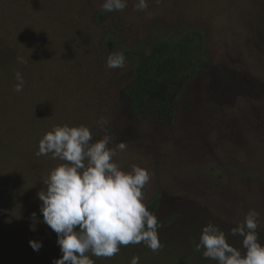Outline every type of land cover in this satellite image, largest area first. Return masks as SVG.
<instances>
[{
    "label": "rangeland",
    "instance_id": "rangeland-1",
    "mask_svg": "<svg viewBox=\"0 0 264 264\" xmlns=\"http://www.w3.org/2000/svg\"><path fill=\"white\" fill-rule=\"evenodd\" d=\"M137 2L104 12V0H0V138L13 136L21 151L14 171L0 168L16 179L8 199L41 202L44 181L66 162L37 156L40 140L55 126L84 125L93 143L113 138L121 170H148L145 205L160 197V248L121 245L118 264H218L196 247L209 222L243 253L230 233L255 210L264 245V0H147L144 11ZM114 24L127 48L187 25L206 30L211 60L175 103L173 125L132 110L129 61L106 66L102 40Z\"/></svg>",
    "mask_w": 264,
    "mask_h": 264
},
{
    "label": "clouds",
    "instance_id": "clouds-1",
    "mask_svg": "<svg viewBox=\"0 0 264 264\" xmlns=\"http://www.w3.org/2000/svg\"><path fill=\"white\" fill-rule=\"evenodd\" d=\"M157 3L160 0H156ZM127 0H104V12L123 11ZM136 10L144 11L147 0H138ZM23 63L21 57L17 58ZM126 56L122 51L111 52L107 57L109 69L124 68ZM18 83L16 92L23 90L22 74H15ZM101 124L105 121L101 120ZM90 129L55 126L39 142L37 156H48L66 163L51 170L44 181L47 191L37 193L42 202L39 212L43 222L57 235L60 258L52 264H94L86 255L112 257L120 246L144 243L151 250L160 248L157 216L142 202L143 189L150 181L147 169L132 166L130 172L121 170L114 161L115 148L109 147L113 138L105 135L92 142ZM118 147L124 150L125 144ZM259 213L249 210L244 223L231 230V235L242 237L244 252L227 242L226 234L209 222L202 228L197 251L203 249V257L218 264H264V245L256 231ZM36 219V213L32 214ZM35 251L42 247V241H29ZM131 264H139L133 257Z\"/></svg>",
    "mask_w": 264,
    "mask_h": 264
},
{
    "label": "trees",
    "instance_id": "trees-1",
    "mask_svg": "<svg viewBox=\"0 0 264 264\" xmlns=\"http://www.w3.org/2000/svg\"><path fill=\"white\" fill-rule=\"evenodd\" d=\"M102 49L107 57L111 52L124 53L132 72L124 92L132 110L142 116L156 115L163 126L175 123V103L211 60L206 30L191 25L175 33H164L147 47L127 48L114 24L102 40ZM17 144L13 136L0 138V168L8 164L9 170L14 171L19 165L21 151ZM13 181L16 179L0 171V198H5L0 199V264H52L61 253L57 235L43 222L39 212L42 202L34 205L8 199L13 196ZM159 202L157 196L145 206L157 216ZM33 213L36 219L32 218ZM30 240L42 241L39 251L33 250ZM86 255L94 264L122 263L115 255L110 258Z\"/></svg>",
    "mask_w": 264,
    "mask_h": 264
}]
</instances>
